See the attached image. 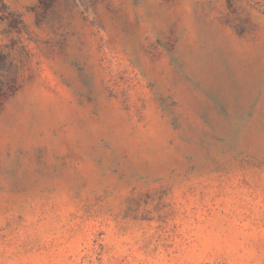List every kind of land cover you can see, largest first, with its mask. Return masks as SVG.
Returning <instances> with one entry per match:
<instances>
[{"label":"rangeland","instance_id":"1","mask_svg":"<svg viewBox=\"0 0 264 264\" xmlns=\"http://www.w3.org/2000/svg\"><path fill=\"white\" fill-rule=\"evenodd\" d=\"M0 264H264V0H0Z\"/></svg>","mask_w":264,"mask_h":264}]
</instances>
